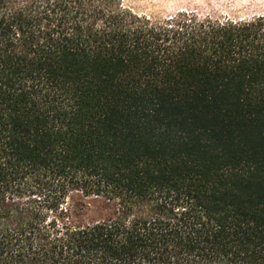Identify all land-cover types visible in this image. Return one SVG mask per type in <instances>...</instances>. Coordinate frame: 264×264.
<instances>
[{
	"label": "trees",
	"instance_id": "obj_1",
	"mask_svg": "<svg viewBox=\"0 0 264 264\" xmlns=\"http://www.w3.org/2000/svg\"><path fill=\"white\" fill-rule=\"evenodd\" d=\"M0 264H264V16L0 0Z\"/></svg>",
	"mask_w": 264,
	"mask_h": 264
},
{
	"label": "rangeland",
	"instance_id": "obj_2",
	"mask_svg": "<svg viewBox=\"0 0 264 264\" xmlns=\"http://www.w3.org/2000/svg\"><path fill=\"white\" fill-rule=\"evenodd\" d=\"M135 12L163 17L189 10L216 19H250L264 16V0H123Z\"/></svg>",
	"mask_w": 264,
	"mask_h": 264
}]
</instances>
